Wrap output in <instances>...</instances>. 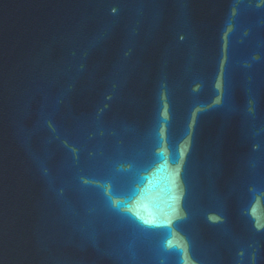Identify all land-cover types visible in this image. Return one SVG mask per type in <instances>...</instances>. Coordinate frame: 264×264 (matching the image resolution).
I'll return each instance as SVG.
<instances>
[{
    "label": "water",
    "instance_id": "95a60500",
    "mask_svg": "<svg viewBox=\"0 0 264 264\" xmlns=\"http://www.w3.org/2000/svg\"><path fill=\"white\" fill-rule=\"evenodd\" d=\"M0 264H264V0H0Z\"/></svg>",
    "mask_w": 264,
    "mask_h": 264
}]
</instances>
